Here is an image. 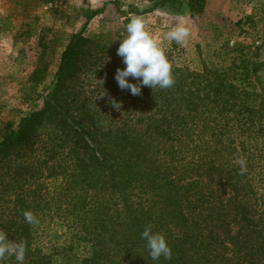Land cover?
<instances>
[{
	"label": "trees",
	"instance_id": "obj_1",
	"mask_svg": "<svg viewBox=\"0 0 264 264\" xmlns=\"http://www.w3.org/2000/svg\"><path fill=\"white\" fill-rule=\"evenodd\" d=\"M205 3L185 1L192 17ZM119 45L74 34L42 106L8 127L0 230L25 242L24 264H264L263 65L242 62L239 84L234 64L172 65V87L132 95L114 79ZM146 226L170 260L149 257Z\"/></svg>",
	"mask_w": 264,
	"mask_h": 264
},
{
	"label": "rangeland",
	"instance_id": "obj_2",
	"mask_svg": "<svg viewBox=\"0 0 264 264\" xmlns=\"http://www.w3.org/2000/svg\"><path fill=\"white\" fill-rule=\"evenodd\" d=\"M159 1L0 0V141L8 127L15 129L21 118L42 106L74 34L101 35L115 45L137 17L172 65L197 72L204 66L228 70L234 64L231 80L239 84L242 62L262 64L257 75L264 90V0H206L193 17L186 0L174 2L173 8ZM178 25L190 30L185 45L165 38ZM35 71L43 77L37 86L30 83Z\"/></svg>",
	"mask_w": 264,
	"mask_h": 264
},
{
	"label": "clouds",
	"instance_id": "obj_3",
	"mask_svg": "<svg viewBox=\"0 0 264 264\" xmlns=\"http://www.w3.org/2000/svg\"><path fill=\"white\" fill-rule=\"evenodd\" d=\"M126 36L120 40L117 55L122 58L125 65L123 69H117L114 79L121 90L127 89L132 95H139L142 86L167 89L174 85L172 64L167 57L164 48L146 30L142 18H133L125 26ZM190 37L188 27L178 25L166 33V39L177 44L185 45ZM137 83L129 82V78ZM100 94V96H103ZM113 105H119L113 103ZM236 163L240 166L241 174L246 171V160L240 158ZM25 221L29 224H38L36 216L31 211L24 212ZM8 234L0 230V264H7L14 259L15 264H24L26 244L23 240L10 242ZM141 238L146 241L149 257L153 261L163 257L166 260L172 258V250L165 237L154 233L151 226H146L141 233Z\"/></svg>",
	"mask_w": 264,
	"mask_h": 264
}]
</instances>
